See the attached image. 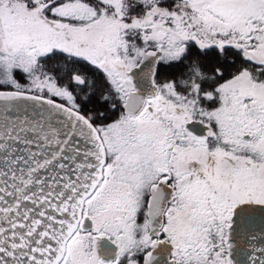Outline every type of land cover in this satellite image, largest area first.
<instances>
[{
  "label": "snow or ice",
  "instance_id": "snow-or-ice-1",
  "mask_svg": "<svg viewBox=\"0 0 264 264\" xmlns=\"http://www.w3.org/2000/svg\"><path fill=\"white\" fill-rule=\"evenodd\" d=\"M0 264H264V0H0Z\"/></svg>",
  "mask_w": 264,
  "mask_h": 264
}]
</instances>
